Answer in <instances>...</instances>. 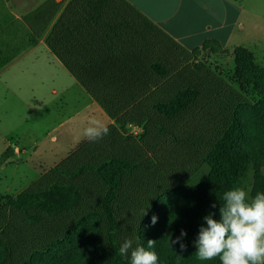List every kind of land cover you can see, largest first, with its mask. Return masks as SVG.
Instances as JSON below:
<instances>
[{
    "label": "trees",
    "instance_id": "1",
    "mask_svg": "<svg viewBox=\"0 0 264 264\" xmlns=\"http://www.w3.org/2000/svg\"><path fill=\"white\" fill-rule=\"evenodd\" d=\"M78 2L79 9L71 11V14H64L47 38V44L85 88L94 94L106 112L117 118L121 127L140 124L142 117L146 119L147 129L150 131L149 140L145 143L147 147H157L158 140L164 137L171 140L176 138L173 142L176 145L182 144L178 133L173 131L174 125L182 122V116L200 101L210 105L212 101L207 99L206 92L214 86L224 93L222 101L227 104V110L216 116L210 115L216 124L210 137L193 138L190 144L188 142L185 145L191 151L188 165L179 163V166H174L169 163V155L176 151L174 149L170 153L166 150L172 144L168 140L164 141L162 150L158 148L152 154L157 158L162 154L163 159H159L161 164H150L151 155H148V151H143V141L137 142L121 135L118 137L116 126H111L106 136L109 140L107 156L101 161L95 163L89 159H79V152L75 154L77 158H71L55 170L54 180L60 178L63 181L46 182L17 196H11L10 205L36 221L61 218L69 223L74 219L82 199L78 179L88 172L97 174L106 187L98 208L107 219V240L99 248L98 255L104 264H129L128 258L119 255L120 245L128 237L126 223L131 215L127 214L125 203L140 201L144 204L151 194L174 185L176 190L190 188L194 191L192 200L185 212L169 228L171 244L180 236L181 230L187 232V237L183 240L187 250L181 251L179 244H172L183 255L167 256L160 264H220L218 258L213 261L198 260L194 241L206 215L215 212L214 219L219 220L220 203L223 200L219 202L218 197L222 198L225 191L234 187L242 188L252 165L255 171L252 197L257 192L264 191V121L257 135L261 138L260 142L252 147H238V143L246 140L249 135L239 116L244 104L237 105L229 112L237 97L235 90L228 89L224 82L216 78L203 80L201 88L199 79L188 77L183 71L181 75L171 77L177 69V63H181L182 54L187 57L189 50L134 10L129 3L123 0ZM86 24L95 27L97 34L93 38L96 42H104L107 38L113 42L115 38L122 41L124 47L134 45L135 68L114 70L86 67L84 60L90 56L95 57L92 52H72L65 48L76 38L74 33ZM24 29L19 24H8L0 19V72L35 43V38L31 39L28 35L25 41L20 42L12 38L13 35H19L20 31L23 33ZM235 57L236 74L245 83L254 84L264 96V67L255 62L254 53L246 47H239L235 51ZM218 103L213 101L211 105ZM95 143L97 142H89L87 145ZM201 154L202 159L198 158ZM199 162L204 163L201 171ZM213 203L216 204L215 208L211 207ZM94 214L81 217L77 227L68 231L59 243L66 245L73 241L80 225L90 221ZM141 244L146 246L142 240ZM159 248L160 244L156 243L151 250L157 253Z\"/></svg>",
    "mask_w": 264,
    "mask_h": 264
},
{
    "label": "rangeland",
    "instance_id": "2",
    "mask_svg": "<svg viewBox=\"0 0 264 264\" xmlns=\"http://www.w3.org/2000/svg\"><path fill=\"white\" fill-rule=\"evenodd\" d=\"M231 1L243 7L245 29L239 30V35L228 48L208 43L193 52L189 51L187 57L182 54L181 63H177L171 77H177L183 71L186 76L199 79L200 87L203 80L216 78L224 82L228 89L235 90L237 97L229 112L237 105L244 104L239 116L249 135L237 146L252 147L261 140L257 135L264 121V96L254 84L245 83L236 74L235 51L239 47L248 48L254 53L255 62L264 67V0ZM193 16L190 23L193 30L201 29L209 21L223 24L213 15L201 13L197 7ZM235 16L236 10L230 8L228 21ZM227 28L221 30L222 36L229 35ZM238 44L241 46L236 47ZM54 57L47 49L40 47L14 68L0 74V264H104L98 251L107 240V219L100 213L98 205L106 187L97 174L88 172L78 179L82 199L74 219L69 223L61 218L36 221L25 212L17 211L9 202V197L46 182L63 181L60 178L54 180L55 170L71 158H77L75 154L79 152V159H89L95 163L107 156L109 140L106 136L94 145H87L90 141L83 133L90 119L95 118L108 128L116 126L118 137L121 135L137 142L143 141V151L151 155L150 164H161L159 159H163L162 154L159 158L152 154L158 148L162 150L164 141L168 140L172 144L166 150L170 153L174 149L176 151L169 155L168 161L171 165L179 166V163L188 165L191 161V151L185 145L190 144L193 138L210 137L216 127L211 116L227 110V104L222 101L224 93L214 86L207 90L206 97L218 104L205 105L200 101L182 116V122L174 125L173 131L178 133L182 144L176 145L173 142L176 138L171 140L164 137L158 140L157 147L149 148L145 144L150 135L145 118L142 117L140 124L121 127L117 118L108 115L94 100V94L89 93ZM198 158L202 159V154ZM199 165L200 171L203 170L204 163L199 162ZM262 172L264 174V166ZM254 173L252 165L242 186L250 199ZM193 196L192 189L176 190L174 185L151 194L144 204L128 201L125 209L131 215L126 223L127 236L139 237L145 247L148 240L159 243L158 264L173 254L181 257L183 253L171 244L169 228L185 212ZM143 210L147 211L146 216H143ZM89 213L96 214L80 225L73 241L61 245L59 241L77 227L81 217ZM152 216L158 217L154 226Z\"/></svg>",
    "mask_w": 264,
    "mask_h": 264
},
{
    "label": "crops",
    "instance_id": "3",
    "mask_svg": "<svg viewBox=\"0 0 264 264\" xmlns=\"http://www.w3.org/2000/svg\"><path fill=\"white\" fill-rule=\"evenodd\" d=\"M78 1L79 0H0V19L2 18L4 21H7L8 24H19L21 29L25 28L23 33L20 31L19 35H13L12 38L18 39L19 42L20 40L25 41L27 35L35 38V43L8 64L0 74L14 68L40 47L47 49L52 56H55L54 60H56V62L64 65L68 69L62 59L48 46L47 38L51 35L56 24L64 14L68 12L71 14V11L79 9L80 3ZM123 1L129 3L134 10L136 9L139 11L144 17L151 20L164 33L189 51L200 49L204 47L206 43H215L228 48L229 44L239 35V30H244L246 27L242 21L243 7L231 0ZM196 7L201 13H205L208 16L213 15L223 24H214L212 21H209L204 23L201 29L193 30L191 28L192 24L190 25V23L194 19L192 13ZM230 8L236 10V16L229 22L228 16ZM226 27H228L227 29L230 33L229 35L222 36L221 30ZM74 34L76 38L67 44L65 48L72 52H92L95 57L92 58V56H90L84 60L86 67L96 66L114 70L130 67L135 68L134 45L131 47H124L125 45L123 42L115 38L113 42L108 38L104 42H96L93 38L94 35L97 34L96 29L94 26H89L87 24L79 28ZM238 46L241 45L238 44L236 47ZM69 72L76 77L70 70ZM92 97L100 107H102L98 100L94 96ZM103 110L106 111L104 108Z\"/></svg>",
    "mask_w": 264,
    "mask_h": 264
},
{
    "label": "clouds",
    "instance_id": "4",
    "mask_svg": "<svg viewBox=\"0 0 264 264\" xmlns=\"http://www.w3.org/2000/svg\"><path fill=\"white\" fill-rule=\"evenodd\" d=\"M84 129V136L90 142H99L110 129L99 120L92 118ZM220 203L219 220L212 212L203 218L198 237L194 241L195 253L200 261L219 259L220 264H264V191L249 198V193L241 187H234L223 193ZM212 208L216 204L211 205ZM147 211L143 210V216ZM158 217L152 216L154 226ZM206 225V226H204ZM187 232L181 230L180 236L172 241L179 244L181 251L187 250L183 243ZM156 241L148 240L147 248L139 237H125L119 248V255L129 259V264H158V254L151 250Z\"/></svg>",
    "mask_w": 264,
    "mask_h": 264
}]
</instances>
